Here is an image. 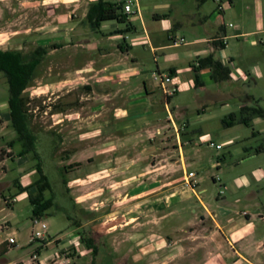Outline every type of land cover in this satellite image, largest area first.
<instances>
[{
  "label": "rangeland",
  "instance_id": "rangeland-1",
  "mask_svg": "<svg viewBox=\"0 0 264 264\" xmlns=\"http://www.w3.org/2000/svg\"><path fill=\"white\" fill-rule=\"evenodd\" d=\"M7 1L9 8L3 7L0 31L3 28L8 31L9 28L23 27L28 21L27 12H24L21 13L20 24L9 25L13 2L16 1ZM165 1L168 0H142V3L155 5ZM190 4L188 8L193 6V3ZM73 5L71 2L66 6L61 5L69 15H76L69 24V27H73L72 34L59 42L52 41L47 46L48 51H55L54 44L61 43V48L46 56L38 66L35 78L24 93L35 141L33 151L24 155L26 161L22 160V164L19 161L23 157L20 153L24 145L17 141L18 133L9 125L6 126L5 120L8 122L9 118H0V161H6L5 166L0 164V179L5 177L3 172L9 169L3 179L9 183L14 181V185L4 191L7 199L4 202L10 204L13 216L0 211V224L3 228L8 226V232L16 231L18 237V244L12 245L9 254L0 257V264L7 262V258L14 260L20 257L26 259L27 264H41L40 260L42 264H162L168 263L169 259L171 262V255H180L181 252L182 257L187 258H181L182 261L176 259L175 263L173 261L170 264H195L188 260L193 247H189L192 242L187 237L192 229L203 228L204 222L201 214L193 211L198 208L195 201L187 202L183 198L186 196L180 192L186 190L185 187L191 188L185 180H181L185 175L179 168L182 164L180 159L183 155L185 159L196 155V161L188 163L189 170L197 172L194 173L198 184L194 189L201 197L203 193L200 189L204 187L201 183L208 181L209 200L214 205H218V199L227 197L231 200L224 187L220 189L225 194L219 196V184L213 183L214 175L221 177L222 181H228L236 176L251 174L255 169L264 170V154L258 156L256 150L258 146H264V133L258 132L264 125L237 123L227 127L225 124L230 114L240 116V100L245 95L252 98V104L264 109V44L252 46L246 39L241 40L242 45L231 66L234 72L240 74L235 81L208 85L200 93L192 89L179 92L169 104L176 125L166 120L163 105L159 114L163 128L161 134L146 136L141 141L135 140L134 137L123 135V123H118L116 127L103 125L100 132L94 133L98 123L97 118L94 120L92 108L97 102H92L86 95L84 97L85 91L79 90V77L75 76L80 66L90 62V55L86 51L79 53V9L73 12ZM213 5V0H209L206 11ZM163 11H142L141 22L145 20L152 24L151 27L160 29L161 22L154 20L152 13ZM38 21L39 18L35 21L37 25L40 23ZM136 26L141 31L140 23ZM77 30L78 33H75ZM213 31L211 26L201 29L200 34L206 37L214 34ZM160 35L162 37L163 33ZM177 35H183L187 44L173 48L171 51L174 54L185 57L187 51L197 48L189 44L195 37L192 32L179 31ZM3 39L0 36V45ZM37 45L38 40H10L7 47L21 46L27 54L33 52ZM133 53L144 59L150 69L155 68L154 57L149 49L138 47ZM8 99L9 85L5 75L0 72V104L8 102ZM5 109L7 106L1 107L2 111ZM174 109L175 113L172 111ZM120 128L122 130H118ZM13 131L15 138H11ZM237 138L238 142L231 147L228 141ZM12 139H16L14 151L7 152ZM210 141L223 145V148H211ZM235 146L249 148L250 153L231 156L229 151ZM221 155L226 157L225 166L220 170L211 168L212 162ZM123 162L126 167H116L113 174L105 171L108 165ZM173 163L176 166H172ZM38 164H41L51 186L45 192V197L53 199L55 207L50 216L34 225L29 195H21L18 181L21 176L36 171ZM204 168H208L209 173ZM39 177L34 172L31 181ZM155 187L158 189L156 192L161 193L157 201L155 193L152 194ZM176 188L179 189L178 195L170 197ZM145 189L148 190L147 195L143 193ZM156 206L164 207V220L157 221V212L154 214ZM6 219H10L9 225L3 223ZM78 223L83 226L79 230V237H71L72 243L76 245L65 248L66 244L69 245L68 241L60 246L56 241L53 247H47L50 237H63ZM37 231L45 232L44 239L33 241L35 247L29 248L30 237ZM81 235L95 237L98 247L96 254L85 247ZM155 241L161 251H157Z\"/></svg>",
  "mask_w": 264,
  "mask_h": 264
},
{
  "label": "crops",
  "instance_id": "crops-1",
  "mask_svg": "<svg viewBox=\"0 0 264 264\" xmlns=\"http://www.w3.org/2000/svg\"><path fill=\"white\" fill-rule=\"evenodd\" d=\"M15 1L11 9L13 15L9 17L8 24H20L21 13L24 12H27L28 21L23 27L19 26L11 30L9 28L8 31L3 28L0 31V36L5 38L2 40L0 50L23 52L21 46L7 47L10 40H38V47H47L52 41L64 40L73 32V27H69V24L76 15L74 17L69 15V12L65 11V7H61V5L66 6L68 2L73 3V12L79 9V53L86 51L90 55V62L80 66L79 72L75 76L79 77V90L85 91L84 97L86 95L91 98L92 102H97V105L92 108L94 120L97 118L98 123L94 133L100 132L103 125L110 124L116 127L118 123H123V135L129 138L134 137L135 140L139 139L140 141L146 136L162 133L163 128L159 114H161L163 105L167 114L166 120L169 124L176 125L169 104L179 92L192 89L200 93L208 85L217 84L211 77V70L206 68L198 73L203 86H195L196 73L194 67L199 65L200 58L213 54L216 59L231 68L242 45V39L249 41L252 46L264 44V0H213L214 5L208 8V11H206V5L209 0H168L155 5L142 3V13L148 10H164L162 13H152L154 20L161 22L160 29L157 26L151 27L152 24H148L145 20L141 22L143 19L141 16V19L140 17L129 18L126 23H120L117 20L104 21L100 29L96 31L90 30L89 25L81 28V24L85 23L89 5L96 0ZM111 1L120 3L122 0ZM8 3L7 0H0V17L4 12L3 7L9 8ZM190 3H193V6L188 8ZM45 16L47 17L44 18ZM161 16L163 18H160ZM38 18L40 20L38 21V23L40 22L39 25L35 22ZM139 23L141 31L136 26ZM206 26L209 28L212 26L214 34L203 37L200 30L208 29ZM179 31L192 32L195 35L189 44L197 48L193 51H187L188 54L185 57L171 51L175 47L187 44L183 35L181 37L177 35ZM161 32L163 33L162 37ZM224 37L226 44L221 41ZM176 41L180 42L178 46L174 45ZM54 45L55 51L61 48V43ZM138 47H145L150 50L156 64L155 68L150 69L144 59L133 53L134 49ZM55 51H48V55ZM155 74L169 75L172 78L173 82L169 87L177 88L174 96L164 94L161 86L155 83ZM239 75L238 72L231 69L232 81H235ZM157 89L159 90L158 93L156 92ZM4 106H7V109L2 111L1 107ZM172 111L173 113L176 112L175 109ZM180 112L183 113L184 111L180 110ZM3 117L9 118L7 102L0 104V118L3 119ZM5 122L6 126H10V121L5 120ZM263 122L264 118L255 117L251 123L255 126H262L264 125ZM258 132L264 133V127ZM15 135L13 131L11 138H15ZM140 135L143 136L140 137ZM238 139H231L228 143H231L232 147L238 142ZM15 140L12 139L10 142ZM149 140L151 142V138ZM14 147L15 145L10 146L7 152H13ZM181 148L179 146L180 150ZM256 150L258 156L264 154V146H258ZM196 151L198 152V149ZM245 153H250L249 148L235 146L229 151L231 156H242ZM187 158L185 159L183 155L180 159L182 164L179 165V168H182L183 175L196 172L192 169L189 170L188 165L189 162L196 161V155ZM22 160L26 161L25 156L19 161L20 164H22ZM0 164L5 166L6 161H0ZM225 164L226 157L221 155L212 162L211 168L220 170ZM156 166L158 167V165ZM172 166H176V163H173ZM116 167H126V164L123 162V164L108 165L105 171L113 174L116 172ZM203 170L206 173L210 171L208 168ZM8 171L9 169L3 172L5 177ZM34 172L21 176L18 184L22 187L32 184L31 176ZM124 172L123 170V174ZM217 176L214 175L213 183L219 184V189L224 187L231 200L227 197L218 199V205H214L209 200L208 181L201 183L203 184L201 186H204L200 187V192L203 193H200L202 198L195 189L184 186L186 190H180L186 196L183 198L187 202L195 201L198 208L193 211L198 215L201 214L204 222L203 228L197 227V229H192L189 232L187 238L192 242L189 247H193V253L188 256V260L195 262V264H264V170L255 169L251 174L236 176L235 179L228 181H222L221 177ZM3 178L0 179V186H4L3 189L0 188V211H5V215L13 216L10 204L4 202L7 200L4 197V191L10 189L14 185V181L9 183ZM216 178H219V181ZM181 180H185V177L183 176ZM170 190L173 191V189ZM156 191H158L157 188L152 192V194L155 193V201L158 200L157 196L161 194ZM146 192L148 193V190L145 189L143 193L147 195ZM29 193H33V188L29 192L21 193V195L25 196ZM178 193L179 189L174 190L169 196L175 197ZM186 193H190V195H185ZM224 194V192L221 193L220 189L219 196L222 197ZM163 209V206H156L154 209V214L157 212L155 216L158 217L157 221L164 218ZM9 221L10 219L3 223L9 225ZM33 222L35 225V220ZM156 224L158 223L156 222ZM81 227L83 226L78 223L71 232L63 237H50L46 243L47 247H53L52 245L56 241H58V246L66 244L65 242L68 241L69 245L66 244L65 248H71V246L76 245L72 243L71 237H79ZM0 228L2 232V234L0 232V248L7 249L5 254L7 255L10 253L12 245L18 244L17 232H8V226L3 228L1 224ZM12 239L14 243H11ZM161 242L163 243V240ZM30 244H33V235L30 237ZM154 246L157 251L162 250L156 241ZM178 255H171L173 257L171 262L169 259L168 263L163 262L162 264H170L176 259L182 261L183 252ZM6 261L4 264L28 263L23 257L14 260L7 258ZM40 262L42 264L41 260Z\"/></svg>",
  "mask_w": 264,
  "mask_h": 264
},
{
  "label": "trees",
  "instance_id": "trees-1",
  "mask_svg": "<svg viewBox=\"0 0 264 264\" xmlns=\"http://www.w3.org/2000/svg\"><path fill=\"white\" fill-rule=\"evenodd\" d=\"M160 18H163V16ZM128 19V15L123 12L122 3L111 0H96L89 5L85 23L81 24V28L89 25L90 30L96 31L100 29L104 21L117 20L120 23H126ZM75 33H78V30ZM47 55L48 47H38L28 54H24L21 51L0 50V72L5 75L9 85V99L7 103L9 106L10 127L18 133L17 141L24 145V150L20 153L21 156L33 151L35 141V137L31 132V121L26 110L27 101L24 93L35 78L38 66L42 64ZM206 68L211 70V77L215 83L221 84L226 81H232L231 68L216 59L213 54H210L207 57L200 58L199 65L194 67L196 87L203 86L198 73ZM251 99L250 96L245 95L240 100V116L235 113L230 114L229 121L225 120L227 127H232L237 123L249 125L255 117L264 118V109L252 104L250 102ZM9 144L11 147L14 146V142H10ZM35 170L40 176L38 180L32 182L27 187L19 185V189L21 193L29 192L31 188L35 189L34 194H28L33 207L32 218L33 220H42L52 214L51 210L54 209L55 202L53 199L45 197V192L50 190L51 186L47 176L43 172L41 164H38ZM57 209L61 208L58 207ZM80 239L88 250L96 254L98 247L95 237H84L81 235ZM30 247H33V245L30 244ZM6 251L7 249H0V257L6 256ZM37 252L40 253L39 250Z\"/></svg>",
  "mask_w": 264,
  "mask_h": 264
},
{
  "label": "built area",
  "instance_id": "built-area-1",
  "mask_svg": "<svg viewBox=\"0 0 264 264\" xmlns=\"http://www.w3.org/2000/svg\"><path fill=\"white\" fill-rule=\"evenodd\" d=\"M120 3L123 4V12L128 15L129 18H136L140 17L142 12V0H122ZM224 44H226L225 37L221 40ZM179 41L174 42L175 46L179 45ZM154 79L158 84L161 86L162 91L167 96H172L177 92V88H170V84L173 82L172 78L169 75H163V74H155ZM210 147L216 148L217 150H221L223 148V145L216 144L213 141H210ZM217 181H219V178H216ZM185 182L188 184L189 187L194 189V187L197 186V180H196V174L194 172L186 173L185 174ZM221 193L223 191L221 190ZM40 220H35V224L39 223ZM44 233L42 231H37L35 234H33V241L44 239ZM11 243H14V240H11Z\"/></svg>",
  "mask_w": 264,
  "mask_h": 264
}]
</instances>
